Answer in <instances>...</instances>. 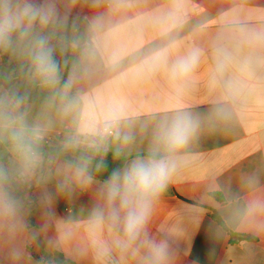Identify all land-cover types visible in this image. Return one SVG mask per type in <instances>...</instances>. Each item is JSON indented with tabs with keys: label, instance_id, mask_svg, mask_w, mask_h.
Wrapping results in <instances>:
<instances>
[{
	"label": "crops",
	"instance_id": "0c3cea01",
	"mask_svg": "<svg viewBox=\"0 0 264 264\" xmlns=\"http://www.w3.org/2000/svg\"><path fill=\"white\" fill-rule=\"evenodd\" d=\"M26 2L49 11L33 32L47 37L53 55L64 47L67 69L54 87L38 76L0 82V264H57L56 253L66 264H144L139 240L122 247V229L94 215L106 207L105 181L83 183L80 166L25 142L37 131L61 134L48 146L112 153L125 161L122 171L163 155L160 128L184 113L197 129L173 154L147 237L166 243L167 264H264V208L254 207L264 205V0ZM192 52L190 73L174 77L176 62ZM29 63L27 40L0 46L1 78ZM102 127L115 135L101 137ZM15 141L23 143L8 144ZM230 233L251 239L232 242Z\"/></svg>",
	"mask_w": 264,
	"mask_h": 264
},
{
	"label": "clouds",
	"instance_id": "9594fccd",
	"mask_svg": "<svg viewBox=\"0 0 264 264\" xmlns=\"http://www.w3.org/2000/svg\"><path fill=\"white\" fill-rule=\"evenodd\" d=\"M49 19L47 9L34 6L26 0H0V46H12L14 36L27 40L34 74L45 85L54 87L59 83L60 69L53 57V48L47 37L33 32L37 20L41 25H46ZM197 56L196 52H192L179 59L173 67V76H186L190 73ZM68 86L70 81L65 84V87ZM19 119L22 117H9L10 121ZM196 129L197 124L190 115L177 114L161 126L157 135V143L161 146L163 155L150 153L145 158L134 160L122 171H114L103 185L102 194L106 207L94 211L96 219H103L106 215L114 226L122 229L125 239L121 246L124 248L132 247L139 240L147 249L143 257L144 264H167L166 243L148 238L145 226L153 198L164 190L175 169L173 154L188 144ZM14 135L20 138L19 134ZM36 135H39L38 131ZM21 147L26 148L25 145ZM86 173L87 162L77 167V180L90 183L92 177ZM254 207L261 209L264 205L257 201L254 202Z\"/></svg>",
	"mask_w": 264,
	"mask_h": 264
},
{
	"label": "trees",
	"instance_id": "16d2710c",
	"mask_svg": "<svg viewBox=\"0 0 264 264\" xmlns=\"http://www.w3.org/2000/svg\"><path fill=\"white\" fill-rule=\"evenodd\" d=\"M54 59H60L62 63V70L65 71L67 69V66L65 64L67 60V52L64 50V47L59 45L56 49V54L53 55ZM0 82L4 84L5 86H8L10 82H3L2 78L0 77ZM13 143H23L22 141H15V142H9L8 144ZM26 145L31 146L36 151H42V152H48L50 154H53L54 156H59L62 158H65L73 163H75L78 166H82L85 162H87V171L89 172L91 177L100 179L102 181H106L111 174L114 171H119L125 164V161L123 159H118L114 154L109 152H103L95 149H90L86 152L84 151H78L73 150L71 154H66V152L59 150L57 148H52L49 146H39L36 143L33 142H25ZM4 145L0 144V149H2ZM90 160V162H88ZM99 166V167H97ZM14 196H16L14 194ZM218 221L219 218L215 217ZM31 226H34V221L31 220ZM231 241L236 240H247L251 239L245 235L230 233ZM55 262L57 264H66L67 260L59 253L55 254Z\"/></svg>",
	"mask_w": 264,
	"mask_h": 264
},
{
	"label": "water",
	"instance_id": "95a60500",
	"mask_svg": "<svg viewBox=\"0 0 264 264\" xmlns=\"http://www.w3.org/2000/svg\"><path fill=\"white\" fill-rule=\"evenodd\" d=\"M56 62L59 65V69H60L59 73H60L62 71V68L60 67L61 60L58 59V60H56ZM28 76H36L34 74L32 63H29L28 65L24 66L23 68H20L19 70L15 71V72H12L10 74L3 76L2 81L3 82H10V81H13L15 79L24 78V77H28ZM16 206L20 210L24 211V213L26 214L24 216L26 218L29 217V209L26 207V203L22 199L18 200V202L16 203ZM30 233H31L32 237L34 238V240L37 242V244H39L40 246L44 245V242H43V240L40 236V233L38 231V228L36 226H32V228L30 229Z\"/></svg>",
	"mask_w": 264,
	"mask_h": 264
},
{
	"label": "built area",
	"instance_id": "2783aa9c",
	"mask_svg": "<svg viewBox=\"0 0 264 264\" xmlns=\"http://www.w3.org/2000/svg\"><path fill=\"white\" fill-rule=\"evenodd\" d=\"M91 46V43L86 41L83 42L82 44H80L78 46V49L81 52H86ZM61 134H47V133H39V135L35 136L33 143L38 144L39 146H48L50 143L53 142V140L57 137H59ZM101 137L103 138H108L111 136L115 135V131L112 128L109 127H102L100 129V134ZM32 204H34V202H31Z\"/></svg>",
	"mask_w": 264,
	"mask_h": 264
},
{
	"label": "rangeland",
	"instance_id": "374dc122",
	"mask_svg": "<svg viewBox=\"0 0 264 264\" xmlns=\"http://www.w3.org/2000/svg\"><path fill=\"white\" fill-rule=\"evenodd\" d=\"M2 71H4V68L0 69V75L2 74ZM3 77V76H2Z\"/></svg>",
	"mask_w": 264,
	"mask_h": 264
}]
</instances>
